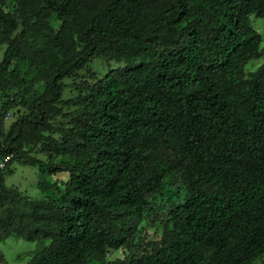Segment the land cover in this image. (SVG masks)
<instances>
[{
  "label": "trees",
  "instance_id": "trees-1",
  "mask_svg": "<svg viewBox=\"0 0 264 264\" xmlns=\"http://www.w3.org/2000/svg\"><path fill=\"white\" fill-rule=\"evenodd\" d=\"M6 1L0 241L37 242L29 264H264V0ZM12 161L42 192L67 172L58 198L6 186Z\"/></svg>",
  "mask_w": 264,
  "mask_h": 264
},
{
  "label": "rangeland",
  "instance_id": "rangeland-1",
  "mask_svg": "<svg viewBox=\"0 0 264 264\" xmlns=\"http://www.w3.org/2000/svg\"><path fill=\"white\" fill-rule=\"evenodd\" d=\"M13 0H7L5 8L7 10L13 9ZM251 23L255 29H257L263 37L264 41V17H257L251 15ZM1 29V27H0ZM4 44L0 42V58L4 50ZM115 65L114 61L106 62L101 58H95L89 65V68L104 73L109 65ZM1 100H3L1 98ZM11 115L6 118L7 124L10 123ZM41 173L36 165H30L25 163H17L12 161L4 176V183L6 186H17L19 189L24 191L31 199L38 200L43 197L58 198L60 190L64 188V182L68 179L67 172H57L53 175H45L47 178H51L52 181L58 183V188L50 187L41 191L37 185V181L42 179ZM155 227H148V231L153 233ZM161 225L156 228V232L160 233ZM48 241L45 242L47 244ZM39 244L35 241H29L21 237L9 236L0 241V257L2 261L0 264H29L30 254L37 249ZM253 264H259V259L255 260Z\"/></svg>",
  "mask_w": 264,
  "mask_h": 264
},
{
  "label": "built area",
  "instance_id": "built-area-1",
  "mask_svg": "<svg viewBox=\"0 0 264 264\" xmlns=\"http://www.w3.org/2000/svg\"><path fill=\"white\" fill-rule=\"evenodd\" d=\"M10 157L11 155H7L0 160V169H3L5 167L6 162L10 159Z\"/></svg>",
  "mask_w": 264,
  "mask_h": 264
}]
</instances>
